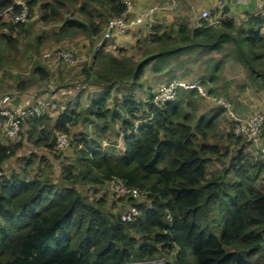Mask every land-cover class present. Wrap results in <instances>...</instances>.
Masks as SVG:
<instances>
[{
  "label": "trees",
  "instance_id": "1",
  "mask_svg": "<svg viewBox=\"0 0 264 264\" xmlns=\"http://www.w3.org/2000/svg\"><path fill=\"white\" fill-rule=\"evenodd\" d=\"M23 1L37 20L41 12L39 20L51 25L58 38L85 36L92 47L97 45L80 75L83 83L101 86L103 92L90 96L82 111L66 109L55 124L50 112L22 124L34 145L50 150L57 133L70 135L84 124L86 130L68 148L74 160L62 167L58 182L49 174H28L35 156L22 170L5 173L3 166L23 143H5L0 133V264H134L167 255L178 264H264V161L252 162L244 151L247 142L233 138L231 120L236 154L228 151L227 167L210 170L222 148L209 140L227 110L218 106L211 116H200L197 89L179 90L175 101L159 107L151 96L118 95L138 85L152 63L157 72L180 54L219 52L227 46L249 69L252 82L264 86V16L251 17L249 30L233 19L207 27L153 25L150 39L137 42L136 58L121 48L105 51L107 41L98 40L111 19L126 15L128 0ZM9 8L13 14L22 10L13 0H0V12ZM37 20L13 24L0 18V64H7L20 36ZM43 38H37L38 45ZM216 63L211 82L220 68L221 62ZM33 74L35 82H45L51 72L37 63ZM28 87L24 81L17 85L20 91ZM112 139L116 147L122 139L123 148H105ZM113 178L146 193L151 208L121 199L140 210L137 219L126 222L105 198L90 202L79 188L103 186Z\"/></svg>",
  "mask_w": 264,
  "mask_h": 264
},
{
  "label": "rangeland",
  "instance_id": "2",
  "mask_svg": "<svg viewBox=\"0 0 264 264\" xmlns=\"http://www.w3.org/2000/svg\"><path fill=\"white\" fill-rule=\"evenodd\" d=\"M37 13L38 20L33 19L29 21V23H34V21L37 20V23H35V25L30 28L25 35L20 36L19 45L11 57H8L7 64H0V95L11 92L13 94L12 97H14L12 105L15 107H22L25 106L27 102L31 103L35 102L37 99L44 98V94L49 91L48 82L38 85L34 81L35 77L33 70L35 65L39 63L50 69V83H53L54 86H65L64 89L58 88L56 90V93L59 94V97H57V101L59 102L55 101L58 106L63 104L62 100H67L72 97L74 98L76 93L79 95L81 94L82 99L85 102L87 95H92L94 90H91V88L83 90L82 87L79 86L78 82L80 80V69L85 62L91 59L97 45L92 47L85 36H77L73 39L58 38L54 33L55 29L51 25L39 20L41 12ZM41 35H44V38L38 45L37 38ZM98 40L99 42H103V35ZM60 49H67L72 52L76 58V63L73 65L59 64L58 66L50 67L49 64L43 60V54L46 51ZM199 53L200 50L196 49L194 52L192 51V53L188 52L180 54L178 57L170 59L166 68H161L160 71L157 72L154 71L153 66L148 67L147 76L143 78V86L136 88L134 92H137L139 95L142 93L144 88H149L150 90L153 89L155 92L159 86L165 84L166 82L178 80L198 84L204 92L209 94V96L222 98L232 103L233 101L225 92L226 77L223 73L224 70L221 69L215 73V83L210 81L213 64L218 62L217 60L222 59L221 61L224 62L226 59H230L232 57L230 55L232 54L231 47H228L226 52H219V55H217L216 52L208 54ZM220 54L222 55V58H220ZM226 54L229 55L226 56ZM132 56L136 58L138 57L137 49L132 50ZM214 66L216 67L217 63ZM21 81L29 83V87L25 93H20L17 90V85L21 83ZM251 82L252 78H249L248 84ZM202 83L205 84L202 85ZM212 90L213 92H211ZM63 91H65L66 94H63ZM259 99L261 100V98ZM196 100H198L199 112H204V114L208 116H211L215 112L216 108L220 106L213 100L202 96L200 92H198ZM59 108L56 109L58 110L56 112H53L55 110H51L53 115L61 112ZM227 114L223 115L222 119H220L215 135L209 140L212 143L219 144L222 148L221 159L212 158L210 170L213 173H217L223 167H227L226 162L229 160V156L236 154V148L235 145H233L236 143V138H231L232 136L229 125L231 118ZM52 122H54V120ZM23 129L25 130L22 131L23 133L21 132V142H23L24 146L14 158L7 162L3 171L9 174L13 170H22L27 160L32 156H35V161L27 170L28 174H30V176H35L41 173L49 174L55 182H58L60 180L62 167L74 160L73 149L70 148L67 151L64 150L56 152L54 149L50 150L45 146H36L33 141L29 140L27 137L26 129H28V127H24ZM82 130H86L84 128V124L82 123L78 127L72 129V131L76 133ZM0 131L4 132L2 124H0ZM73 132L70 133L72 140L74 139V134H76ZM231 140H233V143H231ZM262 141L264 143V136L262 137ZM5 142L7 143L6 140ZM243 142L244 141H242V143ZM114 144H116L115 140L112 139V141L105 142L104 147H116ZM117 145V150H121L123 148V140L118 139ZM244 145L246 146V151H248V153L252 156L250 157L252 162L264 160L261 153L259 155V148L253 147L250 144L248 146L246 143ZM228 151H230V155L227 157L225 154H228ZM260 182L262 183L263 181L260 180ZM79 188L82 189L83 195L90 202H95L101 198H105L107 207H109V209L116 214L123 215L130 207L129 202H125V200L121 201L122 198H119L110 191L109 184L103 186L82 185ZM165 257L169 260L171 259L169 255Z\"/></svg>",
  "mask_w": 264,
  "mask_h": 264
},
{
  "label": "built area",
  "instance_id": "3",
  "mask_svg": "<svg viewBox=\"0 0 264 264\" xmlns=\"http://www.w3.org/2000/svg\"><path fill=\"white\" fill-rule=\"evenodd\" d=\"M229 0H216L217 7H224ZM172 2L173 8L176 5V0H170ZM19 5L22 10L18 14L12 13V8L0 12V18L5 22H10L13 24L26 23L30 20L37 19V15L33 16L29 8L23 2ZM167 5L156 4L150 6L147 9H143L137 12L133 17H129L132 12L133 4L127 2L126 15L111 19L104 30L103 39L104 41L111 40L114 36H125L130 30L136 25L142 23L147 18L152 17L159 11L169 10ZM222 18L213 17L211 10L209 8L203 9L199 15L196 17V27H207L219 25L222 23ZM43 60H45L50 67L58 66L59 64L73 65L76 63V58L73 53L67 49L60 50H50L43 54ZM193 90L197 89L200 94L210 100H213L218 105L224 107L230 120L233 122V133L234 137L243 138L247 143L253 147L259 148L262 154H264V143L262 141L263 130H264V113L258 112L253 114L248 118L240 117L233 107V104L222 98H216L209 96L203 89L194 83H187L184 81L173 80L167 82L161 86L153 93L151 102L154 106H161L169 102H173L177 99L179 90ZM11 95L4 94L0 95V120H5L4 125V138L7 142L17 143L21 140V130L22 124L25 120L32 117H41L46 113L51 112V110H56L57 105L54 103H49L46 101H36L29 105L22 107H12L10 108ZM152 117L144 120L149 122ZM141 123V122H140ZM72 137L70 135L60 132L56 135L55 147L56 152L64 151L71 146ZM2 169H0V175L2 174ZM110 191L122 199L132 198L135 203L144 204L146 208H151V202L148 200L146 193L140 191L137 188L128 187L125 182L119 178H113L109 182ZM140 215V210L137 206H130L129 209L122 215V220L126 222H131ZM134 264H178L174 260H169L166 257H162L151 261H142Z\"/></svg>",
  "mask_w": 264,
  "mask_h": 264
},
{
  "label": "crops",
  "instance_id": "4",
  "mask_svg": "<svg viewBox=\"0 0 264 264\" xmlns=\"http://www.w3.org/2000/svg\"><path fill=\"white\" fill-rule=\"evenodd\" d=\"M128 1L133 4V9H132V12L129 14V17H133L137 12L143 9H147L150 6H153L156 4H159V5L164 4V5H167L168 8L172 7V2H170V0H128ZM20 2H24V1L23 0H13L14 5H19ZM205 8H209L211 10L213 17L215 18L224 17L222 18L223 21L227 19L235 20L236 25L240 26L244 30H249L251 28V25L248 22V20L251 17L257 16V15L264 16V0H229L225 4L224 7H217L216 0H176V5L173 8L169 10H162V11L157 12L154 15V20L151 21L152 23L145 21L133 27L127 35L116 36V37H113L110 41H107L105 51L115 52L117 48H121L124 50V55L132 56V50L137 49L138 41L142 42L144 40L150 39V37L153 34V31H152L153 25H164L168 27L169 29H171L175 25H178L179 23H189L190 27L193 28V27H196V17ZM260 28H261V31L264 33V25ZM1 32L3 31L0 30V34ZM228 47L230 48L231 46H227L225 50H222V51L226 52ZM222 51H219V52H222ZM219 52H216L217 55H219L218 54ZM137 53H138V50H137ZM205 54H208V53H205ZM227 55L229 54H226V56ZM230 55L233 58L231 57L230 59H226V61L224 62L221 61L222 59L217 60V61L221 62L219 71L221 69L224 70L223 73H224V76L226 77L225 92L230 97V99L233 101L232 104L235 107L236 113L242 118H248L258 112L264 113V86L258 82H254V83L251 82L248 84L249 78H251V73L249 69L243 64L239 63L236 59H234V56L232 54ZM220 58H222L221 54H220ZM152 64L148 67L153 66ZM148 67H146L145 69V74L143 78L147 76ZM143 78L141 82L138 85L134 86L133 88L121 89V91L118 93L119 97H122L123 95H127V94H134L136 97L142 100H148L150 96L152 97L154 93L153 89L150 90L149 88H144L142 90V93H140L139 95L137 94V92H134L136 88H140L143 86L142 85ZM50 79H51V75H50L49 80L45 81V82H48L49 91H47L44 94L45 96L44 98L37 99L36 101H46L49 103H54L57 105V109L60 107L59 110L61 112L57 113L56 115H53V112L58 111V110H55L53 112H50L49 114L52 124H55V122L58 121V119L60 118V116L66 109L70 108V109H75L77 111H82L89 104L90 96H92L93 94L94 96L99 95L103 92V87L101 86L83 83L81 79V75H80L79 76L80 80L78 82L79 86L82 87L83 90H87V88H91V90H94V93L92 95L90 94L87 95V97L85 98L86 103L83 101L81 94L79 95L76 93L74 95V98L72 97V98H68L67 100H62L63 104L60 102L62 105L58 106V104L55 102L57 101V97H59V94L56 93L57 92L56 90L58 88L64 89L65 86H62V87L60 85L54 86L53 83L49 82ZM45 82L37 81L35 83L40 85ZM18 91L20 93H25L27 90L25 91L18 90ZM187 91H190V90H187ZM211 92H213V90ZM8 93L11 95L10 108L15 107L12 105L14 101V97H12L13 94L11 92H8ZM8 93H5V94H8ZM63 94H66V92L63 91ZM259 98H261V100ZM31 103L27 102L26 105H29ZM199 115L201 116V115H206V114H204V112H199ZM52 119L54 120V122H52L53 121ZM0 124H2L4 127L5 121L1 119ZM90 128L92 127H89L88 130H90ZM28 129H26V134L28 132ZM24 130L25 129H22V131ZM82 131H79L78 133H76L71 130V133L72 132L76 133L74 134V137H75V135H78ZM0 133H2V131H0ZM27 137H28V134H27ZM247 145L249 146V144ZM244 148H245L244 151H246L245 145H244ZM246 152L248 153V151ZM262 156L264 157V154H262ZM4 166H3V169H4Z\"/></svg>",
  "mask_w": 264,
  "mask_h": 264
}]
</instances>
